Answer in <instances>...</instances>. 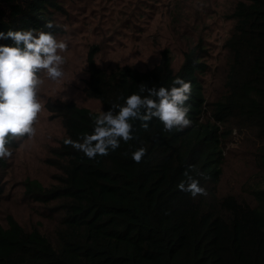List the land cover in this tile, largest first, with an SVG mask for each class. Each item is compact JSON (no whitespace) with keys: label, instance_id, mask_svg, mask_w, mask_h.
Here are the masks:
<instances>
[{"label":"trees","instance_id":"16d2710c","mask_svg":"<svg viewBox=\"0 0 264 264\" xmlns=\"http://www.w3.org/2000/svg\"><path fill=\"white\" fill-rule=\"evenodd\" d=\"M69 1L0 0V32L56 37ZM227 17V91L213 103L194 58L175 69L163 52L150 67L105 69L88 52L82 92L97 107L44 102L63 129L39 158L50 180L26 174L31 136L10 140L11 158L0 159V264H264V0H234ZM47 21L57 27L45 28ZM177 77L192 85L190 127L169 132L153 118L145 130L134 121V139L95 159L66 143L91 134L96 116L141 84L170 89ZM234 128L245 138L244 157L228 154ZM141 147L146 154L136 163L132 153ZM189 166L203 174L190 173L207 195L178 189Z\"/></svg>","mask_w":264,"mask_h":264},{"label":"rangeland","instance_id":"374dc122","mask_svg":"<svg viewBox=\"0 0 264 264\" xmlns=\"http://www.w3.org/2000/svg\"><path fill=\"white\" fill-rule=\"evenodd\" d=\"M234 0H70L57 16L61 32L57 40L68 43L62 53L64 76L52 81L43 73L39 89L41 103L53 98L72 99L97 107L82 92L88 52L93 50L98 66L110 69L125 64L150 67L163 52L177 69L187 57L201 62L199 73L208 103L221 100L231 56L225 46L233 22L227 17ZM35 134L26 143V174L48 182L50 176L39 158L62 136L57 118L43 108L34 123ZM227 148L244 157V139L234 128ZM235 167V162H232ZM11 203V202H9ZM12 204V203H11ZM14 205V204H13ZM21 206V205H15ZM23 207V206H21ZM21 207H18L21 209Z\"/></svg>","mask_w":264,"mask_h":264},{"label":"clouds","instance_id":"9594fccd","mask_svg":"<svg viewBox=\"0 0 264 264\" xmlns=\"http://www.w3.org/2000/svg\"><path fill=\"white\" fill-rule=\"evenodd\" d=\"M47 29L57 27L52 21L44 24ZM0 38H10L12 45H0V159L11 158L12 152L7 146L12 139L33 136V127L44 105L39 98V89L43 84L41 73L47 78L59 81L64 76L63 65L66 63L62 55L68 43L57 40L51 31L35 29H9L0 32ZM170 89L147 87L141 84L138 93L124 99V104L113 103L107 111L94 119V130L84 135L79 141L71 139L66 143L77 151H81L89 159L107 156L120 147L121 141L128 143L133 136V122L141 121V127L148 130V122L153 118L162 122L166 131L183 130L192 124L189 118L192 85L177 77ZM147 93V95H141ZM146 149L139 148L132 153V159L140 163ZM197 172L189 166L183 175L186 178L177 187L189 193L193 198L207 195L199 180L190 173Z\"/></svg>","mask_w":264,"mask_h":264}]
</instances>
